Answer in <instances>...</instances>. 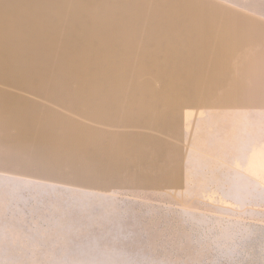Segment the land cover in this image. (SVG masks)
<instances>
[{
	"label": "rangeland",
	"instance_id": "rangeland-1",
	"mask_svg": "<svg viewBox=\"0 0 264 264\" xmlns=\"http://www.w3.org/2000/svg\"><path fill=\"white\" fill-rule=\"evenodd\" d=\"M0 264H264V0H0Z\"/></svg>",
	"mask_w": 264,
	"mask_h": 264
}]
</instances>
